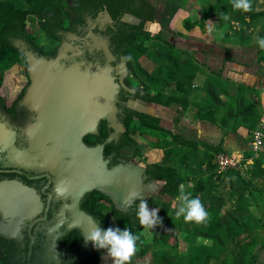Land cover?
I'll return each instance as SVG.
<instances>
[{"label": "trees", "instance_id": "obj_1", "mask_svg": "<svg viewBox=\"0 0 264 264\" xmlns=\"http://www.w3.org/2000/svg\"><path fill=\"white\" fill-rule=\"evenodd\" d=\"M148 1L79 0L78 5H71L69 0H0V66L27 64L26 52L48 60L54 59L59 53L58 47L52 51L41 47L38 38L28 31V24L33 28L37 26L59 45L70 41L72 36L85 37L92 29L84 57L90 61L111 60L110 64L121 67L116 77L119 75V81L122 78L117 107L123 132L106 143L108 131L110 134L115 131L103 123L99 125L97 134L87 136L88 141L105 144L107 152L115 159L114 163L118 162L119 157L127 163L128 158L124 154L127 149H134L132 157L143 155L134 134L155 138L148 146L151 150L161 151V159L146 165L145 182L154 180L163 183L159 195L169 198H177L179 186L184 184L192 197L202 201L209 214V220L204 225L185 223L183 218L177 220L175 216L169 215L170 203L162 201L160 215L167 217L166 227L153 228V244H141L138 241V251L131 264L146 257L153 246L159 249L152 252L151 264H210L214 260L217 264H259V253L264 251V205L257 204L259 216H256L250 208V199L257 202L258 195L264 194V187L257 186L252 180L264 177V151H260L259 156L253 159L252 179L245 180L239 169L220 173L216 156L229 153L224 148L223 140L219 144L204 142V150L200 151L199 142L172 134L160 125V118L132 110L128 103L139 100L166 108H195L196 120L217 125L224 133L235 134L243 145H247L252 143L254 132L259 129L264 116L260 92L230 79L222 80L214 72L210 76L206 75L202 87L196 86L194 80L204 70L195 63L193 55L176 49L161 32L153 35L146 30L145 24L155 20L156 12ZM172 1L184 3L189 0ZM260 1L251 0L250 12L234 11L232 0L216 2V8L221 13H231L229 21L239 26V32L235 33L239 34L245 46L257 44L256 38L264 37V10ZM210 10H207V14ZM104 11L108 12L112 23L104 28L97 24L93 28ZM127 15L140 21L139 24L125 22ZM202 21L203 18H188L185 26L191 29ZM260 53V60H264L263 51ZM129 55L132 59L126 61L125 57ZM142 57L152 60L156 70L149 73L140 63ZM127 78L129 83H126ZM196 93H201L202 98L193 102L192 96ZM176 121L180 122V119ZM245 157H254L251 149ZM179 165L196 169L200 175L195 179L184 177L178 171ZM223 173L233 175L232 180L223 181L222 184L224 188H232L236 194L234 208H228V199L232 194L224 196L206 187L215 178L221 179ZM147 201L149 207H154L152 197ZM139 203L137 201L127 212L112 208L103 215L101 211L93 209L92 214L100 220L104 229L119 227L123 230L127 226L134 234L140 235L144 229L135 215ZM180 235H184L187 245L182 255L179 250ZM198 239L211 241L212 244H197Z\"/></svg>", "mask_w": 264, "mask_h": 264}, {"label": "flooded vegetation", "instance_id": "obj_2", "mask_svg": "<svg viewBox=\"0 0 264 264\" xmlns=\"http://www.w3.org/2000/svg\"><path fill=\"white\" fill-rule=\"evenodd\" d=\"M97 24L104 28L110 23L103 25L97 19L93 28ZM83 38L70 37L71 48L67 52L71 57L62 61L63 65L80 67L82 71L90 65H99L115 76L119 65L113 66L111 60L90 61L84 57L87 40ZM51 42L53 46L41 44V47L48 51L61 47ZM10 70L13 74L8 83ZM116 79L120 83L119 75ZM30 86L28 64L0 66V187L5 186L1 191L10 199V204L0 209V264H106L107 252L97 250L91 241L85 243L87 234L78 227L77 217L80 211L101 227L92 210L106 215L117 208L108 195L96 190L82 196L57 195L59 179L45 167L42 154L34 150L29 136L28 130L38 122V114L26 101ZM103 123L108 125L102 120L100 126ZM108 132L107 137L111 135ZM87 136L84 143L88 147L102 144L89 142ZM103 154L109 168L125 161L119 157L114 163L106 147Z\"/></svg>", "mask_w": 264, "mask_h": 264}, {"label": "water", "instance_id": "obj_3", "mask_svg": "<svg viewBox=\"0 0 264 264\" xmlns=\"http://www.w3.org/2000/svg\"><path fill=\"white\" fill-rule=\"evenodd\" d=\"M102 14L112 22L107 11ZM91 35L90 31L81 40L86 41ZM70 48L71 44L64 42L59 54L49 60L26 52L31 79L26 101L38 114V122L28 130L29 136L34 150L42 154L45 167L58 177V187L66 189V194L82 196L90 191H100L111 198L118 211L127 212L129 209L121 205V200L130 188L141 191L143 198L148 200L152 193L161 191L155 188L159 181L146 183L145 168L129 162L109 168L103 154L105 144L88 147L84 143L87 135L98 133L102 120L115 131L106 143L123 132L117 117L121 86L111 70L99 65H90L84 71L80 67L66 68L62 61L71 57L67 52ZM77 50L81 54L79 47ZM120 68L118 66L116 71ZM134 102L138 107L130 105ZM149 104L137 100L130 101L128 107L154 116L148 112ZM4 188L0 187V209L10 204V199L3 193ZM137 201L140 202L137 199L133 205ZM77 225L87 235L96 226L91 217L80 211Z\"/></svg>", "mask_w": 264, "mask_h": 264}, {"label": "rangeland", "instance_id": "obj_4", "mask_svg": "<svg viewBox=\"0 0 264 264\" xmlns=\"http://www.w3.org/2000/svg\"><path fill=\"white\" fill-rule=\"evenodd\" d=\"M69 2L71 5L79 4V0H69ZM148 2L155 8L156 12L154 13L155 20L145 24L147 31H149V23L154 24L155 28L149 32L153 35L161 32L164 38L170 41L176 49L188 51L192 54L195 63L204 70L201 74H198L201 78L207 79L206 75L210 76L214 72L217 75H220L222 80L230 79L245 86L256 88V91L260 92V101L264 106V60H260V52L263 51L264 53V50H261L257 44H250L246 46L242 44L239 34L235 33L239 32V26L230 22V19L226 21L220 19L221 12L218 8H216L217 0H189L184 3H178L176 1L173 2L172 0H149ZM260 5L263 6L262 10H264V0L260 1ZM208 9H211L209 14H207ZM227 14L231 18V13ZM188 18H191V20L203 18V21L198 26L187 29L185 22ZM99 19L103 25L111 23L109 18L103 14L99 15L98 20ZM262 20L263 18L261 21ZM124 21L130 24H139L140 22L130 16H126ZM28 31L38 38L40 44H44L49 47L53 46L51 39H49L43 31L38 29L37 26L33 28L28 24ZM140 63L149 73L156 70V65L152 62V60L146 57H142L140 59ZM12 74V70L7 72L8 77L6 78L8 83H10ZM127 79L129 80V78ZM194 84L198 86L200 83H198L197 79H195ZM201 84L204 85L205 82L202 81ZM201 95V93H196L192 96V101H200L202 98ZM135 103L136 102L130 103V105H133L134 108H136L138 105ZM147 107L146 108L149 109L148 112L150 114L159 116L158 118L161 119L160 125L165 130L171 131L172 134L181 135L187 139H193L199 142L200 151L204 150V142L219 144L222 140L225 143L224 148L228 150L229 153L237 152L238 155L244 156L251 149L250 144L243 145L235 134L231 132L224 133V131H220L217 125L196 120L194 118L197 111L195 108L190 107L187 110H182L180 106L160 108L153 103L149 104ZM177 119H180V122H177ZM134 139L136 140L138 146L142 148L143 155L139 157H132L134 149H127L124 154L125 157L128 158V162L130 164L145 168L148 163L151 164L161 159L162 152L151 150L150 146H148L150 142L156 140L155 138L151 136H142L137 133L134 134ZM260 150L261 152L264 151V145ZM253 165L254 160L247 163L243 162L238 168L241 170V176L245 180L253 178L251 174ZM178 171L184 177L190 179H195L200 175L198 170L191 168L188 169L184 165H179ZM223 174L224 175L221 179L215 178L212 184L207 185L206 187L211 189L213 193H222L224 196H228V193L232 194V197L228 199V208H234L237 200L236 194L233 192L232 188H224V185L222 184L223 181L227 182L232 180L233 175L229 176L227 173ZM252 180L257 186L264 187V177ZM162 186L163 183L161 182L155 184L156 189H162ZM160 192L158 191L151 194L155 205L154 207L148 206V208L149 210H154L156 208L159 209L158 216L161 223L157 226L165 228L167 217L160 215L161 202L170 203L169 215L175 216V208L179 206V201L176 198H169L167 196L161 197L159 195ZM258 198L257 202L250 199V208L256 216H259V208L257 204L264 205V194L258 195ZM140 236L141 244H153V229L148 231L144 230ZM178 240L180 242V254L182 255L187 248V245L184 242V235H180ZM197 244L211 245L212 242L204 239H198ZM158 249L159 248L156 246L151 247L150 253L146 257L139 259L136 264H151L152 252L157 251ZM106 255V264H113V260L110 258L108 253ZM259 255V264H264V251L261 250ZM210 264L217 263L214 260L211 261Z\"/></svg>", "mask_w": 264, "mask_h": 264}, {"label": "clouds", "instance_id": "obj_5", "mask_svg": "<svg viewBox=\"0 0 264 264\" xmlns=\"http://www.w3.org/2000/svg\"><path fill=\"white\" fill-rule=\"evenodd\" d=\"M232 8L234 11L250 12L252 10L251 0H232ZM220 19L228 20L229 15L226 13L220 14ZM155 28L154 24L149 23V31ZM256 43L261 50H264V37H257ZM129 55L125 60H131ZM66 189L57 188V195L63 196ZM139 199L140 203L135 211V215L139 220V224L145 231L152 230L161 223L158 216L159 209L149 210L148 201L142 196V192L136 188H130L126 195L121 200V205L124 208L131 209L133 202ZM179 201V206L175 208V218L178 220L181 217L185 223H196L204 225L209 220V214L206 211L202 201L198 197H192L184 184L179 186V195L176 198ZM85 243L91 241L97 250H105L113 264H131L132 258L138 251V241L140 235L134 234L127 226L123 230L119 227H109L104 229L99 225L92 227L90 233L84 237Z\"/></svg>", "mask_w": 264, "mask_h": 264}, {"label": "built area", "instance_id": "obj_6", "mask_svg": "<svg viewBox=\"0 0 264 264\" xmlns=\"http://www.w3.org/2000/svg\"><path fill=\"white\" fill-rule=\"evenodd\" d=\"M264 145V116L261 119L259 129L254 132V139L250 144V148L254 153V157L246 158L245 155H238L236 152L220 153L216 156V165L220 173L228 169H238L243 162L253 161L260 154V149Z\"/></svg>", "mask_w": 264, "mask_h": 264}, {"label": "crops", "instance_id": "obj_7", "mask_svg": "<svg viewBox=\"0 0 264 264\" xmlns=\"http://www.w3.org/2000/svg\"><path fill=\"white\" fill-rule=\"evenodd\" d=\"M196 79H197V81H198V83H200L198 86L199 87H202L203 86V84H201L202 83V81L203 82H205L206 81V78H201L199 75L196 77ZM202 79V80H201ZM220 129V128H219ZM220 131H222L221 129H220ZM239 141V140H238ZM225 142H227V141H225ZM241 142V141H240Z\"/></svg>", "mask_w": 264, "mask_h": 264}]
</instances>
